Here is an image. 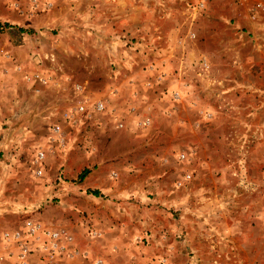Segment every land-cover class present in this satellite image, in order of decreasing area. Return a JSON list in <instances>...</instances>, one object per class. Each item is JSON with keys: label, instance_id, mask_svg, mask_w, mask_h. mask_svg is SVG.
<instances>
[{"label": "rangeland", "instance_id": "374dc122", "mask_svg": "<svg viewBox=\"0 0 264 264\" xmlns=\"http://www.w3.org/2000/svg\"><path fill=\"white\" fill-rule=\"evenodd\" d=\"M16 231L27 264H264V0H0V264Z\"/></svg>", "mask_w": 264, "mask_h": 264}, {"label": "built area", "instance_id": "2783aa9c", "mask_svg": "<svg viewBox=\"0 0 264 264\" xmlns=\"http://www.w3.org/2000/svg\"><path fill=\"white\" fill-rule=\"evenodd\" d=\"M103 108L104 107L102 104H99L97 106L98 110H102ZM82 109H84V108L82 107ZM38 230H39V226H37V225L34 226L33 224H28L27 230H26V235L28 237L34 239L39 233ZM48 234H49L48 236L50 237L51 241L53 242L52 248L57 249L58 245H59V233L57 231H48ZM3 240L6 242L15 241V242L19 243L20 245H22L21 257H22L23 262H24V259H25L26 255L28 254L29 251H28V247L23 243L22 232L16 231L12 234L11 233H4L3 234ZM24 264H27L26 260H25Z\"/></svg>", "mask_w": 264, "mask_h": 264}, {"label": "crops", "instance_id": "0c3cea01", "mask_svg": "<svg viewBox=\"0 0 264 264\" xmlns=\"http://www.w3.org/2000/svg\"><path fill=\"white\" fill-rule=\"evenodd\" d=\"M121 16L120 15H115L114 16V24H115V20L116 19H119ZM116 28H117V26H116ZM14 206V205H13ZM13 206H12V203H8L7 205H6V207H4L3 209H2V212H4V210H7V211H11V209L13 208Z\"/></svg>", "mask_w": 264, "mask_h": 264}]
</instances>
